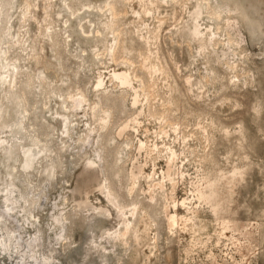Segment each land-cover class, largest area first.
<instances>
[{"label": "rangeland", "instance_id": "374dc122", "mask_svg": "<svg viewBox=\"0 0 264 264\" xmlns=\"http://www.w3.org/2000/svg\"><path fill=\"white\" fill-rule=\"evenodd\" d=\"M106 2L0 0V264H264V0H113L114 59ZM195 17L215 41L190 35ZM113 69L143 81L140 105L109 82ZM100 111L107 125L90 132ZM127 122L137 131L118 137ZM29 146L41 152L25 169ZM133 164L145 173L129 194ZM90 173L131 219L125 236ZM147 173L167 186L153 198ZM166 206L180 208L174 227Z\"/></svg>", "mask_w": 264, "mask_h": 264}, {"label": "bare ground", "instance_id": "6f19581e", "mask_svg": "<svg viewBox=\"0 0 264 264\" xmlns=\"http://www.w3.org/2000/svg\"><path fill=\"white\" fill-rule=\"evenodd\" d=\"M113 0H111V2H106V4H107V6L109 7V9L108 10H110V13H111V20H109V21H107L106 23L104 22V24H103V29L104 30H106V33L105 34H102V32L100 31V30H97L96 31V33H99V34H102L103 36V46H104V52L106 53V54H108L110 57H111V59H114L115 58V53L117 52V44H118V42H117V38L115 37V34H116V29L114 28L115 26H114V22H115V18H114V16H115V14H116V10H115V7H114V4H113V2H112ZM117 16V15H116ZM114 20V21H113ZM116 23V22H115ZM200 23V22H199ZM190 24V23H189ZM116 25V24H115ZM202 28V27H201ZM205 30H201L200 29V25L197 23V21H196V17L194 18V21H193V23H192V26H191V28H189V33H190V35L191 36H193V37H198L199 38V40L201 39V40H204V39H206L207 40V43H212L213 41H215V38H213V34L214 33H212V32H209V33H207V32H204ZM215 32V31H214ZM110 34H112V41L109 39V37H108V35H110ZM119 35V34H118ZM217 36V35H216ZM143 37V36H142ZM146 39V38H145ZM197 39V38H196ZM217 39V38H216ZM198 40V39H197ZM205 40V41H206ZM217 41V40H216ZM203 42V41H202ZM201 43V42H200ZM229 43V42H228ZM202 44H204V43H202ZM206 44V43H205ZM147 59V58H146ZM149 64H150V62H149ZM146 65V64H145ZM144 65V66H145ZM150 66V65H149ZM159 66V65H158ZM143 67V66H142ZM155 67V66H154ZM145 69V68H144ZM144 69H142V70H144ZM149 69V70H148ZM154 69V68H153ZM156 69H157V67H156ZM160 69V68H159ZM159 69L157 70L158 72H159ZM147 70H148V72L151 74L152 73V70H151V68H147ZM155 70V69H154ZM161 71V70H160ZM132 72H129V71H126V70H120V69H118L117 71L115 70V69H113L112 71H111V74H110V80H109V82H111L112 83V85L114 86V88H119L121 91V93H123L125 96L126 95H130L131 96V104H132V106L133 105H136L138 102H139V99H138V96H139V93H141L140 91H139V93H138V89L139 88H143V86H144V84H143V81L140 79V80H138V79H136L135 77H136V75H134V74H131ZM149 73H148V75H149ZM153 73H154V71H153ZM105 76V75H104ZM109 76V75H108ZM151 76L149 75V78H150ZM153 77V76H152ZM154 79V78H153ZM105 79L104 78H102V76L101 75H98V78H97V80H96V84H95V86H96V89L97 90H103V92L104 91H106L107 90V86L105 85V81H104ZM0 81H2V78H1V80ZM135 81L138 83V84H135ZM152 81V80H151ZM188 81V80H187ZM189 82V81H188ZM154 84V83H153ZM112 86V87H113ZM153 87V86H152ZM145 88H147V86L145 87ZM111 89H113V88H111ZM144 89V88H143ZM152 89V88H151ZM145 90H147L148 91V89H145ZM110 91V90H109ZM113 91V90H112ZM150 93V92H149ZM146 94V93H145ZM140 96H141V94H140ZM75 101H77L78 103L77 104H81L82 102H84L85 101V99H84V97L83 96H80L78 99H75ZM147 102V101H146ZM145 103V102H144ZM141 103L139 102V105H140ZM138 105V104H137ZM97 108V106L96 105H94L93 107H92V111H93V115H94V112H95V109ZM101 110V109H100ZM99 112V111H98ZM107 112V111H106ZM84 113V112H83ZM105 112H101L100 111V114L98 115V124L96 125V127H94V128H90L89 130H90V132H93V131H95V132H98V131H100L101 129H103L104 128V126L105 125H107V124H105L106 123V121L108 120L107 118H108V115H105L104 114ZM140 113L138 112L137 113V115H139ZM95 116H96V114H95ZM97 117V116H96ZM95 117V118H96ZM93 120H95L94 119V117H93ZM70 121V120H69ZM96 121V120H95ZM129 122H133V124L134 123H137V124H139V121L137 120V116H134L133 118H131L130 120H128ZM63 124L62 125H64V130H63V133L64 132H67L68 130H69V123H68V121H67V117H64V119H63ZM94 122V121H93ZM129 122H127V123H123L122 124V126L119 128V130H118V134H119V136L118 137H120V135L123 133V132H125V130L128 128V127H132L133 129L132 130H134V131H137V128H135L134 126L135 125H130L129 124ZM94 124H95V122H94ZM93 124V125H94ZM92 127V126H91ZM129 129V128H128ZM131 129V128H130ZM129 129V130H130ZM128 130V131H129ZM94 132V133H95ZM67 133H69V132H67ZM101 133H102V131H101ZM117 134V133H116ZM124 134V133H123ZM122 140H123V138H122ZM128 140V139H127ZM127 140H126V145H128V142H127ZM153 147H155V148H157V144L156 143H154L153 144ZM8 148V147H7ZM147 148V146H146V143L144 142V141H142L141 139H139V141H138V150H140L141 151V149H146ZM22 152H23V159H24V163H23V167L26 169V168H29V167H31L32 166V164H33V162H34V160H35V158H36V156L38 155V153H40L41 152V150H33V147L31 148V146H29V147H26V148H23L22 149ZM6 154H10V150L9 149H6V152H5ZM175 151L173 150V149H169V155H168V158H167V160H168V163L170 164L171 162L173 163L175 160H173L174 158H175ZM177 156H178V154H177ZM178 159V158H177ZM135 161V160H134ZM134 161H133V163H134ZM86 164L88 165H86L87 167L86 168H88V167H90V166H93L94 168H95V166H99L98 165V163H97V161H96V159L95 160H93V159H89L87 162H86ZM132 165V164H131ZM93 167H90L89 169L91 170V168H93ZM83 168V167H82ZM93 168V169H94ZM169 169H170V166L167 168V171H166V175L167 176H169L168 175V172H169ZM180 168H178V170H179ZM89 170V171H90ZM154 170V169H153ZM171 170V169H170ZM177 170V172H179ZM84 171H86L85 169H84ZM83 171V172H84ZM88 171V170H87ZM88 171V172H89ZM94 171V170H93ZM93 171H90V172H93ZM94 174L96 173V172H93ZM98 173V172H97ZM96 173V175H94V176H97L98 177V174ZM142 173H145L143 170H142V167L141 166H139V165H136V164H133V167H132V169H131V171H130V176H129V185H128V193L129 194H131V193H133V191H134V189H136V187H137V180H138V177L142 174ZM156 173V172H155ZM165 173V172H164ZM91 174L92 173H90V175H88V176H91ZM172 174V173H171ZM178 175H179V173H178ZM86 176V175H85ZM94 176H91L94 180H96L97 179V177H96V179H95V177ZM142 176H145V175H142ZM165 176V175H164ZM90 177V178H91ZM146 177L148 178V180L150 179V180H152V183H150L149 184V189H148V194L150 193V198H153V196H154V192H155V188H156V190L157 189H162L163 188V179H158V181L157 180H154V178H153V173H147L146 174ZM171 177H172V175H171ZM163 178V177H162ZM168 177H166V179H167ZM174 178V177H173ZM87 179V178H86ZM89 179V178H88ZM100 179V178H99ZM99 179H97L98 181V183L97 184H99L100 182H99ZM165 179V180H166ZM175 179H177V178H175ZM174 179V180H175ZM181 179H182V177H181ZM94 180H91V181H94ZM145 180V179H144ZM89 180H87V182H88ZM90 181V182H91ZM138 181H140V179L138 180ZM169 181V180H168ZM179 181V180H178ZM181 181V180H180ZM183 181V180H182ZM89 182V183H90ZM102 182V181H101ZM107 182V181H106ZM167 182V181H166ZM92 183V182H91ZM95 183H96V181H95ZM104 183V182H103ZM139 183V182H138ZM176 182H172L171 183V185H170V188H172L171 189V192H172V190L175 188V185L177 184H175ZM170 184V183H169ZM165 185H167V184H165ZM87 186V185H86ZM87 187H89V185L87 186ZM92 187V186H91ZM95 186H93V188H94ZM97 187H99L98 185H97ZM164 188H167V186L165 187L164 186ZM86 189V188H85ZM92 189V188H91ZM97 189V188H96ZM89 190V189H88ZM88 190H85V191H87V193H84V194H86V196H88L87 194L89 193V191ZM100 190L102 191V193H103V196L105 197V198H107L108 199V202H111L112 203V205L113 206H115V208L117 209V211L118 212H121V213H119V216H121V221H122V227L121 228H119V230H117V231H115V234H114V236L115 235H117L116 237L118 238V236H122V235H124L125 233L127 234L128 232V230L130 229V228H132L133 227V225H132V221H131V219L128 217H125V215H124V213L122 212V211H125V210H122V206L119 204V202L117 201V199H116V196L114 195V193L112 192V190H111V188H110V186L107 184V183H105L104 185L102 184V186H101V183H100ZM99 190V191H100ZM167 190H169V189H167ZM5 191V192H4ZM4 201L7 203V208L8 209H10L11 207L13 208V204L15 203V201H14V198L12 197V194H13V190L12 189H10L9 187H7V188H5L4 189ZM174 191V190H173ZM200 191V190H199ZM197 192V191H196ZM201 192V191H200ZM90 193H91V191H90ZM101 193V192H100ZM156 193V192H155ZM173 194H175V193H173ZM172 194V195H173ZM177 194V193H176ZM102 195V194H101ZM198 195V194H197ZM173 196H175V195H173ZM177 196V195H176ZM90 197V196H89ZM103 197V198H104ZM199 197V196H198ZM200 197L201 198H204V199H206V196H205V193H203V191H202V194H200ZM86 198V197H85ZM84 198V199H85ZM184 198V197H183ZM171 199V198H170ZM86 200V199H85ZM88 200V199H87ZM86 200V201H87ZM154 200H155V198H154ZM186 200V199H185ZM85 201V202H86ZM198 201H200V199L198 200ZM201 201H202V199H201ZM83 203L84 205H89V203ZM179 202L178 201H174V204H173V207H175L177 204H178ZM82 203H81V205H83ZM92 204V203H91ZM182 204H184V200H182L181 201V205ZM86 205V206H87ZM92 205H94V204H92ZM166 205V204H165ZM185 205V204H184ZM184 205H182L183 207H184ZM90 206V205H89ZM101 206V205H100ZM186 207H187V205H185ZM17 207V206H16ZM110 207H112V206H110ZM179 207H180V205H179ZM193 207V206H192ZM92 208V207H91ZM97 208V210H98V208H100V207H96ZM109 208V207H108ZM172 208V207H171ZM93 209H95L94 208V206H93ZM112 209H114V208H112ZM165 210L164 211H166L165 213H166V217H167V221H168V224H169V226L170 227H174V225H176V220H177V215H178V212L177 211H179L180 210V208H176L175 210H170V211H168V209H167V206H166V208H164ZM173 209V208H172ZM179 209V210H178ZM185 209V208H184ZM194 209H195V207H194ZM101 210V209H100ZM100 210H98L99 212H100ZM188 210V209H187ZM186 210V211H187ZM191 210V209H190ZM193 210V209H192ZM114 211V210H113ZM112 211V212H113ZM134 211H136L135 210V207H134V209L132 210V212H131V214L133 215L135 212ZM185 211V210H184ZM105 213H106V211H104ZM107 212H108V209H107ZM136 212H138V211H136ZM180 212V211H179ZM193 212V211H192ZM196 212V211H195ZM109 214H110V212H108ZM123 213V214H122ZM121 214V215H120ZM193 214V213H192ZM117 215V214H116ZM131 215V216H132ZM137 215V214H136ZM134 216V215H133ZM132 216V217H133ZM181 216H184V215H181ZM183 218H185V217H183ZM191 218H193V217H191ZM191 218H189V221H191L190 219ZM194 218H195V216H194ZM193 218V219H194ZM178 219H180V218H178ZM188 219V218H187ZM182 220V219H181ZM186 220V219H185ZM177 221H179V220H177ZM119 222V221H118ZM186 223H188L187 221H186ZM192 223V222H191ZM131 225H132V227H131ZM178 225V224H177ZM187 225V224H186ZM168 226V227H169ZM224 231V230H223ZM111 234L113 233V232H110ZM109 233V234H110ZM125 234V235H126ZM124 235V236H125ZM111 236V235H110ZM123 236V237H124ZM113 237V236H112ZM3 238V237H2ZM7 239V238H6ZM6 239H2V242H0L1 244H3V245H5V243H6ZM4 248V247H3ZM6 248V247H5ZM5 250V249H4Z\"/></svg>", "mask_w": 264, "mask_h": 264}]
</instances>
